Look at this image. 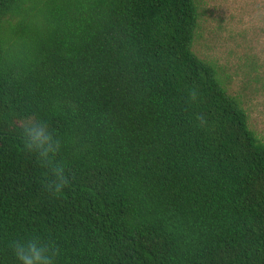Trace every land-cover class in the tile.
Returning <instances> with one entry per match:
<instances>
[{
  "label": "trees",
  "instance_id": "1",
  "mask_svg": "<svg viewBox=\"0 0 264 264\" xmlns=\"http://www.w3.org/2000/svg\"><path fill=\"white\" fill-rule=\"evenodd\" d=\"M201 18L200 0H0V264L27 238L54 264H264V140L195 52ZM29 118L60 142L58 193Z\"/></svg>",
  "mask_w": 264,
  "mask_h": 264
},
{
  "label": "rangeland",
  "instance_id": "2",
  "mask_svg": "<svg viewBox=\"0 0 264 264\" xmlns=\"http://www.w3.org/2000/svg\"><path fill=\"white\" fill-rule=\"evenodd\" d=\"M200 11L194 50L217 66L264 140V0H200Z\"/></svg>",
  "mask_w": 264,
  "mask_h": 264
},
{
  "label": "clouds",
  "instance_id": "3",
  "mask_svg": "<svg viewBox=\"0 0 264 264\" xmlns=\"http://www.w3.org/2000/svg\"><path fill=\"white\" fill-rule=\"evenodd\" d=\"M200 119L203 120V117ZM21 127L25 148L36 153L39 163L50 169L54 177L52 187L55 192H60L68 183L64 166L55 159L61 147L60 142L49 132L46 124L35 118L22 122ZM10 247L19 264H54L58 254L53 245L39 238L16 240Z\"/></svg>",
  "mask_w": 264,
  "mask_h": 264
}]
</instances>
